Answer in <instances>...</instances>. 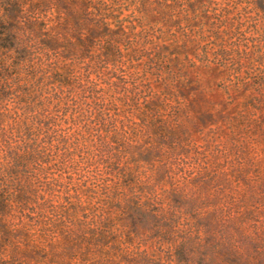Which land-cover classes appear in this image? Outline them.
<instances>
[{"label":"trees","instance_id":"1","mask_svg":"<svg viewBox=\"0 0 264 264\" xmlns=\"http://www.w3.org/2000/svg\"><path fill=\"white\" fill-rule=\"evenodd\" d=\"M228 1L186 4L231 40L213 63L245 59L264 86V0ZM122 9L0 0V264H264V180L233 148L186 136L191 81ZM224 119L199 112L198 125L217 134ZM231 121L233 145L235 127L264 133V93Z\"/></svg>","mask_w":264,"mask_h":264},{"label":"rangeland","instance_id":"2","mask_svg":"<svg viewBox=\"0 0 264 264\" xmlns=\"http://www.w3.org/2000/svg\"><path fill=\"white\" fill-rule=\"evenodd\" d=\"M200 0H120L122 18L130 17L136 20L138 30L151 31L154 46H167L169 52L175 55L186 78L194 88L189 96L180 98L179 122L186 132V136L198 145L220 144L222 147L233 148L232 156H241L242 166L249 179L260 177L264 180V133L255 132L246 127L234 128L236 143H231L232 118L243 110L249 99L264 93L260 76L250 62L242 60L241 69L237 72L219 67L214 60L219 45L224 44L230 49L231 40L217 39L208 31L212 28V19L204 14V8L194 11L187 2L195 3ZM221 6L228 0H211ZM236 1V0H232ZM244 5L238 6L226 17V27L229 29L233 18L242 12ZM256 13V12H255ZM250 15L253 18L256 14ZM202 29L204 37L198 33ZM259 32L264 31V20H260ZM258 36V35H255ZM223 38V36H221ZM216 42L217 45H213ZM149 46V47H150ZM124 50V46H122ZM111 59V58H110ZM146 58L138 62H130L128 56L124 58L127 66L133 64L130 72L144 70ZM137 66V67H135ZM260 87V88H259ZM221 112L225 119L218 124L219 132L212 133L211 128L198 125L199 112Z\"/></svg>","mask_w":264,"mask_h":264}]
</instances>
